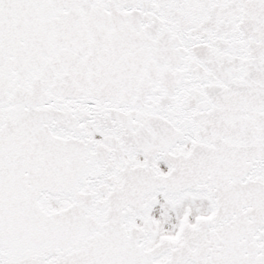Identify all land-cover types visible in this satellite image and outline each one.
<instances>
[{
    "label": "snow or ice",
    "instance_id": "1",
    "mask_svg": "<svg viewBox=\"0 0 264 264\" xmlns=\"http://www.w3.org/2000/svg\"><path fill=\"white\" fill-rule=\"evenodd\" d=\"M0 264H264V0H0Z\"/></svg>",
    "mask_w": 264,
    "mask_h": 264
}]
</instances>
